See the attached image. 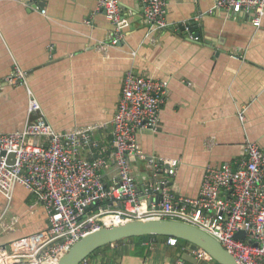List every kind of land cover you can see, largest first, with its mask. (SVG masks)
I'll use <instances>...</instances> for the list:
<instances>
[{
    "label": "crops",
    "instance_id": "0c3cea01",
    "mask_svg": "<svg viewBox=\"0 0 264 264\" xmlns=\"http://www.w3.org/2000/svg\"><path fill=\"white\" fill-rule=\"evenodd\" d=\"M214 1L168 0V28L155 32L156 41L149 43L141 0H119L129 24L123 40L113 45L111 24L96 0H0V131L23 129L29 89L52 129L94 126L93 137L110 151V120L123 75L132 69L167 84L159 128L137 132L138 145L147 156L176 159L174 174L162 170L159 176L174 194L196 196L205 166L241 157L246 141L264 149V15L254 26L248 14L213 9ZM197 14L194 41L180 24ZM15 65L26 71V86L1 81ZM130 167L144 196L150 167L140 159L130 160ZM114 175L107 170L101 179L107 185ZM5 205L0 194V215ZM2 215L0 248L10 250L15 238L46 226L42 205L21 186ZM87 262L217 264L196 259L189 243L169 245L152 236L104 245Z\"/></svg>",
    "mask_w": 264,
    "mask_h": 264
},
{
    "label": "built area",
    "instance_id": "2783aa9c",
    "mask_svg": "<svg viewBox=\"0 0 264 264\" xmlns=\"http://www.w3.org/2000/svg\"><path fill=\"white\" fill-rule=\"evenodd\" d=\"M141 2L145 39L154 43L155 32L168 28V0ZM96 9L111 24L109 43L123 40L129 22L122 14L119 0H96ZM213 9L231 15L248 14L252 24L259 26L264 0H215ZM199 18L197 14L180 24L194 41L199 38L190 27ZM174 29L178 31L179 25ZM26 74L15 65L1 81L26 86ZM166 94V81L126 70L110 120L112 148L107 151L93 137L94 126L62 132L52 129L42 117L38 100L27 89L23 129L0 131V194L6 201L2 214L7 211L15 187L21 186L32 196L34 204L42 205L46 226L15 238L10 250L0 248V264H57L85 234L146 219L194 225L244 264H264V149L256 142L246 141L241 157L204 167L196 196L174 194L159 173L163 170L173 175L177 160L147 156L136 141L137 132L158 130ZM238 116L243 118V110ZM135 159L145 160L151 170L144 196L139 195L131 173L130 160ZM111 169L115 175L106 185L102 173ZM239 231L244 233L242 239L235 237ZM176 242V238H166L169 245ZM194 254L196 259L211 260L203 249ZM87 258L79 264H87Z\"/></svg>",
    "mask_w": 264,
    "mask_h": 264
},
{
    "label": "water",
    "instance_id": "95a60500",
    "mask_svg": "<svg viewBox=\"0 0 264 264\" xmlns=\"http://www.w3.org/2000/svg\"><path fill=\"white\" fill-rule=\"evenodd\" d=\"M11 155L10 153L9 156ZM141 236L173 237L189 243V248L192 251L199 248L203 249L218 264H244L233 258L215 238L200 228L188 223L168 219L134 220L124 224L105 226L89 232L74 242L69 250L61 256L57 264H79L82 259L104 245ZM235 237L242 239L244 233L242 231L236 232ZM228 257L230 260H228Z\"/></svg>",
    "mask_w": 264,
    "mask_h": 264
},
{
    "label": "trees",
    "instance_id": "16d2710c",
    "mask_svg": "<svg viewBox=\"0 0 264 264\" xmlns=\"http://www.w3.org/2000/svg\"><path fill=\"white\" fill-rule=\"evenodd\" d=\"M192 28H193V26L190 27V29H192ZM147 237H149V236L132 237V238H128V240L130 239V240L138 241V240H142V239L147 238ZM152 237L167 238V237H160V236H152ZM176 240H177V241H182V240H179V239H176ZM119 241H121V240H119ZM117 242H118V241H117ZM105 246H106V245H105ZM136 247L139 248L137 245H136ZM140 249H141V248H140Z\"/></svg>",
    "mask_w": 264,
    "mask_h": 264
},
{
    "label": "bare ground",
    "instance_id": "6f19581e",
    "mask_svg": "<svg viewBox=\"0 0 264 264\" xmlns=\"http://www.w3.org/2000/svg\"><path fill=\"white\" fill-rule=\"evenodd\" d=\"M165 98H166V97H165ZM229 254H230V253H229ZM222 255H225V254H222ZM230 255H231V254H230ZM225 256H226V255H225ZM231 256H233V255H231ZM233 258H236V257H234V256H233ZM228 260H230V258H229V257H228Z\"/></svg>",
    "mask_w": 264,
    "mask_h": 264
},
{
    "label": "rangeland",
    "instance_id": "374dc122",
    "mask_svg": "<svg viewBox=\"0 0 264 264\" xmlns=\"http://www.w3.org/2000/svg\"><path fill=\"white\" fill-rule=\"evenodd\" d=\"M214 262H216V261H214ZM217 263V262H216ZM218 264V263H217Z\"/></svg>",
    "mask_w": 264,
    "mask_h": 264
}]
</instances>
